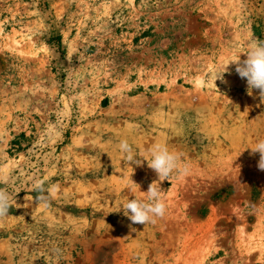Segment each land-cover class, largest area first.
<instances>
[{"label": "rangeland", "instance_id": "obj_1", "mask_svg": "<svg viewBox=\"0 0 264 264\" xmlns=\"http://www.w3.org/2000/svg\"><path fill=\"white\" fill-rule=\"evenodd\" d=\"M256 41L264 0H0V264H264V102L234 63L215 81ZM123 138L188 175L126 166ZM153 181L166 214L132 224Z\"/></svg>", "mask_w": 264, "mask_h": 264}, {"label": "clouds", "instance_id": "obj_2", "mask_svg": "<svg viewBox=\"0 0 264 264\" xmlns=\"http://www.w3.org/2000/svg\"><path fill=\"white\" fill-rule=\"evenodd\" d=\"M247 58L243 61L240 59L231 60L227 65H221L215 72V81L217 79L224 81V73L228 72V65L230 63L235 64V70L239 76L247 80L248 94H252V89H258L260 99L264 102V41L252 42L246 52ZM131 131V126H129ZM117 148L123 157V161L126 166L131 167L132 164L141 166L143 160L147 161L148 167L152 169L160 184L167 180L173 173L178 176H186L189 173V168L181 161V156L178 153L170 151L164 143L157 142L152 145L149 150L148 158L138 156L137 152L133 148V145L129 143L127 138H123L119 141ZM251 149V155L259 153L258 168L264 171V139H260L256 142ZM241 154V153H240ZM140 158H143L140 159ZM0 183H7L3 176H0ZM133 191L140 186L133 182ZM156 181H153L148 190L145 193L144 199H129L124 205V215L132 222V224L147 225L149 223L155 224L157 218H163L167 211V204L161 194V187ZM44 180H36L33 184L32 191L36 192L35 201L37 203H43L44 207H48L50 204V198L55 197L58 191L57 185H51L45 188ZM13 197L5 189L0 188V219L6 217L9 214ZM16 207L20 205L16 204ZM132 231H136L132 228Z\"/></svg>", "mask_w": 264, "mask_h": 264}]
</instances>
